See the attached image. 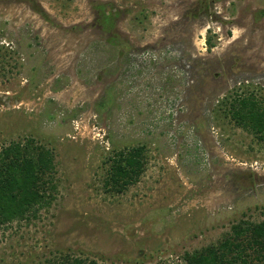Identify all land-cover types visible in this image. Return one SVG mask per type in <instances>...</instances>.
I'll return each instance as SVG.
<instances>
[{"label":"rangeland","instance_id":"obj_1","mask_svg":"<svg viewBox=\"0 0 264 264\" xmlns=\"http://www.w3.org/2000/svg\"><path fill=\"white\" fill-rule=\"evenodd\" d=\"M237 87L264 98V0H0V149H49L58 184L0 264H176L263 222L264 143L216 114Z\"/></svg>","mask_w":264,"mask_h":264},{"label":"trees","instance_id":"obj_2","mask_svg":"<svg viewBox=\"0 0 264 264\" xmlns=\"http://www.w3.org/2000/svg\"><path fill=\"white\" fill-rule=\"evenodd\" d=\"M207 43L212 49L210 39ZM243 89L237 87L219 101L216 114L224 113L237 128L264 143V98ZM144 153V146L117 153L106 185L123 190L136 184L143 173ZM55 175L53 152L33 141L13 142L0 149V232L16 222L37 219L53 204L58 190ZM51 264L99 263L68 257ZM176 264H264V221L239 222L218 244L187 252L183 262Z\"/></svg>","mask_w":264,"mask_h":264}]
</instances>
